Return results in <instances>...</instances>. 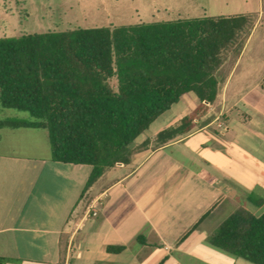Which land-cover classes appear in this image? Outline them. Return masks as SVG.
Segmentation results:
<instances>
[{
    "label": "crops",
    "instance_id": "obj_1",
    "mask_svg": "<svg viewBox=\"0 0 264 264\" xmlns=\"http://www.w3.org/2000/svg\"><path fill=\"white\" fill-rule=\"evenodd\" d=\"M263 16L262 3L218 98L202 102L188 133L157 143L158 133L198 107L194 95L159 115L157 128L134 141L129 162L108 168L87 189L92 167L53 161L46 129L0 127V256L6 264H253L213 246L209 237L227 210L242 207L243 193L264 205V197H254V181L238 176L242 152L239 159L229 152L236 146L264 153L258 96L264 70L243 63ZM214 222L212 231L204 228ZM109 246L124 248L112 252Z\"/></svg>",
    "mask_w": 264,
    "mask_h": 264
},
{
    "label": "trees",
    "instance_id": "obj_2",
    "mask_svg": "<svg viewBox=\"0 0 264 264\" xmlns=\"http://www.w3.org/2000/svg\"><path fill=\"white\" fill-rule=\"evenodd\" d=\"M252 28L249 16L230 15L0 37V105L30 115L0 119V127L46 129L53 161L92 167L87 189L129 162L134 141L159 115L194 95L198 107L158 133L157 143L188 133L202 102L218 98L217 72L230 52L236 60ZM209 242L264 264V212L238 208ZM7 260L0 256V264Z\"/></svg>",
    "mask_w": 264,
    "mask_h": 264
},
{
    "label": "rangeland",
    "instance_id": "obj_3",
    "mask_svg": "<svg viewBox=\"0 0 264 264\" xmlns=\"http://www.w3.org/2000/svg\"><path fill=\"white\" fill-rule=\"evenodd\" d=\"M262 3L264 5V0H0V37L42 33L48 30L115 27L139 22L204 16L247 15L254 25L255 16ZM233 58L230 52L225 64L217 72L220 80L231 67ZM246 61H254L257 69L264 70V16L261 25L255 31L243 63ZM112 84H115L114 79ZM258 96L264 101V93L261 92ZM183 105L179 102L171 111ZM7 117L28 119L30 115L28 112L4 108L0 105V119ZM158 123L154 120L149 127L150 131L155 130ZM214 128L219 130L216 126ZM20 139L23 140L22 137ZM229 152L232 154L242 152L243 171L238 170V176L243 175L246 181H254L257 185L256 191L254 190L255 198L264 197V153L255 156L250 154L247 148L237 149L236 146ZM227 169L229 170L227 177L231 181L236 165L231 163ZM242 196V207L255 214L264 212V205L258 206L249 202L245 199V193ZM232 210H227L228 212L222 215L224 219L232 213ZM215 224L216 222L204 228L212 231ZM71 264H77V261L73 260Z\"/></svg>",
    "mask_w": 264,
    "mask_h": 264
},
{
    "label": "built area",
    "instance_id": "obj_4",
    "mask_svg": "<svg viewBox=\"0 0 264 264\" xmlns=\"http://www.w3.org/2000/svg\"><path fill=\"white\" fill-rule=\"evenodd\" d=\"M95 214V213H94Z\"/></svg>",
    "mask_w": 264,
    "mask_h": 264
}]
</instances>
